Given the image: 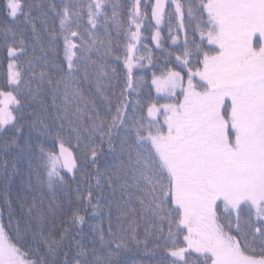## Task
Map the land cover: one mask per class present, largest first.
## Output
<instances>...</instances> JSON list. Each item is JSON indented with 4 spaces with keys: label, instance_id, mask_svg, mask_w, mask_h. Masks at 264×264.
I'll return each instance as SVG.
<instances>
[{
    "label": "snow or ice",
    "instance_id": "obj_1",
    "mask_svg": "<svg viewBox=\"0 0 264 264\" xmlns=\"http://www.w3.org/2000/svg\"><path fill=\"white\" fill-rule=\"evenodd\" d=\"M0 264H264V0H0Z\"/></svg>",
    "mask_w": 264,
    "mask_h": 264
}]
</instances>
